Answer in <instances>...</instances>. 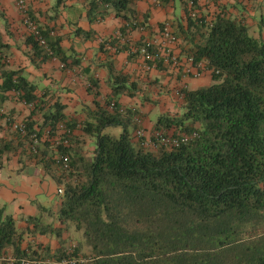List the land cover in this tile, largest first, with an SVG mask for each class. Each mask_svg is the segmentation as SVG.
I'll return each mask as SVG.
<instances>
[{
	"label": "trees",
	"instance_id": "1",
	"mask_svg": "<svg viewBox=\"0 0 264 264\" xmlns=\"http://www.w3.org/2000/svg\"><path fill=\"white\" fill-rule=\"evenodd\" d=\"M136 1L86 0L90 24L103 22L111 11L124 22L120 36L110 44L116 54L126 52L130 60L142 59L144 47L159 54L148 39L120 43L130 32L150 28L149 14L138 13ZM158 1L165 8L175 0ZM190 1L183 0L186 24L171 27L182 41L180 47L184 44L181 55L193 57L195 64L205 63L212 81L196 90L178 91L180 110L160 115L149 134L188 136L189 142L178 148L146 146L138 139L136 132L144 129L140 112L119 101L122 96L139 97L144 104L149 93L131 76L115 74L112 67L107 81L110 96L98 102L99 85L91 78L87 90L95 96V109L87 110L83 123L70 119L59 99L38 95L24 69L8 67L10 47L0 32V100L15 93L33 108L20 122L26 136L14 131L32 151L38 152L45 139L44 168L57 167L64 182L58 218L81 235L70 255L65 251L71 247L56 252L23 249L24 233L1 208L0 258L6 260L9 250L14 264L35 257L85 260L77 264H264V16L255 37L244 20L223 10L209 20L200 15L199 1L192 0V6ZM28 16L47 44L43 48L29 32L25 43L32 51L31 64L57 59L62 69L70 66L60 39L39 26L29 10ZM90 34L77 29L79 36ZM145 64H155L147 72L164 67L156 60L146 59ZM38 114L40 125L33 120ZM60 124L63 134L57 130ZM55 137L60 143L53 141ZM59 156L68 158L67 168L58 164ZM33 224L38 229L36 220ZM48 231L59 233L51 227ZM85 248L87 256L82 255Z\"/></svg>",
	"mask_w": 264,
	"mask_h": 264
},
{
	"label": "crops",
	"instance_id": "2",
	"mask_svg": "<svg viewBox=\"0 0 264 264\" xmlns=\"http://www.w3.org/2000/svg\"><path fill=\"white\" fill-rule=\"evenodd\" d=\"M41 1H43L42 5L39 4L40 0H26L29 13L32 14L39 26L50 30L52 36L55 33L56 37L60 39L62 49L70 57L68 61L70 66H67L70 71L63 78L62 71H59L55 66L57 64L58 67L59 65L61 67L63 64L54 59L53 63L49 62L51 64L45 65L39 79L41 84L35 83L31 81V76L29 78L31 70L34 68L29 60L27 68L24 69V75L30 83L38 87L39 96L46 94V100L50 97H54L55 100L59 99L65 106L64 113L70 119L80 122L78 118L82 117L85 120L87 110L95 109V96L89 94L87 90L88 87H91L89 84L91 78L97 80L99 85V97L96 98L98 102L102 104L110 96L111 89L107 82L109 67H112L115 74L131 76V80L138 82L139 86L147 82L148 79H143L141 74L144 69L143 60L140 58L130 60L126 52L116 54L117 50L110 44L114 40L112 38H116L117 34L120 35V30L124 26V22L116 18L112 11L103 22L90 24L86 16V0H61L60 4L58 0ZM226 3L229 7L228 13L232 17L244 20L251 34L259 37L261 19L264 16V0H226ZM14 5L17 6L14 0H0L1 9L5 8V11L4 9L2 11L11 15L15 19L14 21H21L28 37L30 30L23 20L22 13H18ZM208 8L204 7L203 12ZM135 9L142 15L149 14L148 24L152 31L158 29L167 20L171 21L174 28L180 22L186 24L182 0L170 2L165 8L159 5L158 0H138L135 2ZM43 14V18H40ZM52 14H58L59 18L51 19ZM1 22L0 20V24H3ZM5 27H7L6 24ZM77 29L91 34L89 37L79 36ZM147 36L148 32L132 31L126 37H121L120 43L121 45L128 42L137 44L147 39ZM262 37L264 38V30ZM3 40L9 45L10 54L17 57V52L13 48L15 43L10 39L8 42L5 41L4 34ZM75 61L76 63L73 64ZM9 63H11L10 60ZM8 67L15 69L12 65ZM16 70L19 69L16 68ZM167 73L170 72L166 66L151 73L152 81L149 83L160 82L163 84L159 93L161 94L160 99L163 100L162 105H167V111L180 110L182 102L178 98L180 103L178 105L172 97L171 92L174 88H177V96V92L182 89L196 90L210 85L212 81L209 72L199 78L184 76L177 72L168 76ZM50 75L55 76L53 78L57 82L52 84L51 80L46 79ZM61 87L73 88L74 92L69 95L62 94ZM139 99V97L122 96L119 102L123 106H130L135 104V101L138 102ZM32 111L33 108L20 102L15 93H9L6 101L0 100V209L5 208L6 213L13 216L18 231L24 233L23 249L36 250L42 247L56 252L60 248L70 247V244H73L71 240L74 241L81 235L76 232L73 225L62 223L58 218L64 182L60 178L61 172L57 167L53 166L49 171L44 168L47 160L45 139L38 144V152L37 150L32 151L29 142L25 141L12 128V123L24 121ZM150 111L149 109L147 112ZM159 114L161 113L155 112V121L153 114H149L146 124H152L151 126L154 127ZM33 120L38 125L43 123L41 114L33 116ZM152 121L154 122L152 123ZM59 180L62 183L59 184ZM33 220H36L38 229L35 228ZM50 227L59 230V233L46 232ZM8 257H12L9 250ZM0 264H14V262L0 258Z\"/></svg>",
	"mask_w": 264,
	"mask_h": 264
},
{
	"label": "rangeland",
	"instance_id": "3",
	"mask_svg": "<svg viewBox=\"0 0 264 264\" xmlns=\"http://www.w3.org/2000/svg\"><path fill=\"white\" fill-rule=\"evenodd\" d=\"M208 1H209V3H208ZM229 1H231V0H229ZM182 2H183V0H182ZM227 3L230 4V2H227ZM227 3H226V0H218L217 3L211 2L210 0H200L199 1V5H200L199 12H200V15L201 16H207L208 19L210 20L213 15L219 13L221 10H223L225 12H228L229 7L227 6L228 5ZM39 4L42 5L43 1L40 0ZM14 7L16 8L17 12L19 13L20 11H19L18 7L16 5H14ZM204 7H206V8L209 7V8L205 12H203ZM2 9H4V11H5V8H2ZM2 9L0 7V20L2 21L1 23H3V24H0V29L3 31V32L2 31L1 32L4 34L5 41L8 42V41L12 40V42L15 43L13 48H15V50L17 52V57H16V55L12 56V54H10V52H9L8 58L11 61V63H9V60H8V66L12 65L15 69L16 68L17 69H26L27 68L26 65L29 63L30 57L32 56V51H31V49L29 47L26 46V43H25V40L27 38V33L25 32L24 25L21 23V21H19V22L18 21L17 22L14 21L15 19L11 15H9L7 13L5 14L2 11ZM28 10H29V8H28ZM6 16H8V18H6ZM43 16H44V14L41 15L40 18H43ZM55 17L59 18V15L58 14H52V18L51 19H53ZM36 19L38 20V18H36ZM38 21L40 22V20H38ZM16 23H18V24L16 25ZM166 23H169L170 25H172L171 21H169V20H167L164 24H166ZM5 24H6L7 27H5ZM160 26H159L158 29H156L154 31H152V29H150V28L147 29V31L146 30H142V31L148 32V36H147L148 38L147 39L149 41H158L159 38H160V31H161L160 30ZM172 27H173V29H175L173 25H172ZM119 36L120 35L117 34V37H119ZM53 37H56L55 33L53 34ZM113 39H115V38H112V40ZM112 40H110V41H112ZM183 46H184V44L180 47V50H182ZM49 62L53 63L52 61H48L47 63H49ZM47 63H43V64L38 63L37 66H33L32 65L34 68H33V70H31V73L29 75V78L31 76V81H33L35 83L38 82V83L41 84V81L39 80L40 79V75L43 74V69H45V65ZM51 63H49V64H51ZM55 66L57 67V69L59 71H62L63 78H64V76L66 74H68V71H70L69 68L62 69L60 67V65L58 67L57 64ZM153 72H155V71L147 72L144 69H143V71H141L143 79H148V80H146L147 82H144L143 84L140 85L142 91H144L146 93H149L147 100H145V102L143 104L141 102V100L139 99L138 102L135 101V104H131L129 106V107H133L134 106V107L138 108V111L140 112L139 116L142 118V121H143L142 122L143 128H144V130L146 131V133L148 135L153 131V126H151L152 124H149V125L146 124V121L148 120V117L151 114H153V116H154L155 112H157V113H161V114H159V116H160V115H164V113L179 111V110H175V111L168 110L167 111V109H166L167 105L166 104L162 105L163 100L160 99L161 94L159 92L161 91L160 87H162L163 84L160 83V82H157V83L153 82L152 84H149L150 81H152L151 80L152 79L151 73H153ZM169 72L170 73H167L168 76L173 75L171 73H176L171 68L169 69ZM53 77H55V76L50 75V77L47 76L46 79L51 80V83L53 84L56 81ZM63 82H64V80H63ZM176 91H177V88H174L171 93H172V97L174 98V100H176V103L179 105L180 103L177 100L178 98L176 96ZM60 92L62 94L69 95L70 93H73L74 90H73V88H68V87L63 88V87H61ZM141 104H143V105H141ZM162 106H163L164 109L162 108ZM149 109L151 111L147 112ZM154 117H155L154 118V121H155L156 116H154ZM78 119H79L80 123H83L84 120L82 119V117H79ZM154 121H152V123ZM14 123H12V126H13ZM131 133H132V135L134 137L135 130H132ZM86 149L87 150H92V146L87 144L86 145ZM152 149H155V148H152ZM71 242L73 244H70L71 245L70 247H72L73 245H74V247L78 246L79 245V238L75 239L74 241L71 240ZM82 255H86V256L88 255V252H87L86 248L83 249Z\"/></svg>",
	"mask_w": 264,
	"mask_h": 264
},
{
	"label": "built area",
	"instance_id": "4",
	"mask_svg": "<svg viewBox=\"0 0 264 264\" xmlns=\"http://www.w3.org/2000/svg\"><path fill=\"white\" fill-rule=\"evenodd\" d=\"M14 1L16 2L19 11L22 13L25 24L27 25L30 32L33 33L35 36H37V40L40 43V45L43 48H46L47 44L45 39L39 34L33 22H31L28 16V7L26 0H14ZM190 4L191 6L193 5L192 0L190 1ZM149 43L152 46L156 47L159 54L155 55L144 47L140 50V56L143 59V62L146 61V59L151 60L152 62H154V60H156L157 62L160 61L164 66L170 67L175 72L177 73L181 72L186 76L194 77V78H199L204 73L209 72L206 68L205 63L195 64L193 57H183L181 55L180 39L177 38L176 35L173 33L172 27L169 23L164 24V28L160 31L159 40L150 41ZM63 67L64 65H61V68ZM144 68L146 71L154 70L155 64L154 66L145 64ZM177 95L180 96L179 93ZM113 105L114 104H112L111 107H113ZM13 129L22 136H26L27 134V130L22 123H14ZM57 130L59 133L62 134L66 132L65 127L62 124L58 125ZM49 132L50 131H47L46 133L47 136L49 135ZM136 136L138 137V139H143L144 144L146 146H153V147L164 145L169 148H178L181 145H185L189 142V137L185 135H182L178 138H172V137H167L162 133L156 132L154 135L149 136L144 129H139L136 132ZM31 137L34 139L35 142H37L36 134L32 135ZM153 137H155L156 139L154 140ZM53 141H55L56 143H60L61 140L60 138L55 137ZM63 144L67 145L68 142L65 141ZM56 160L58 164L63 165L64 168L68 167L67 157L59 156L56 158ZM72 248L73 247L65 251L66 255H70L71 253H73ZM6 259H9L14 262L13 258L8 257ZM83 262H85V260L80 257L79 258L64 257L61 259H52V258L45 259L43 257H35L34 259L25 258L21 260V264H77Z\"/></svg>",
	"mask_w": 264,
	"mask_h": 264
}]
</instances>
